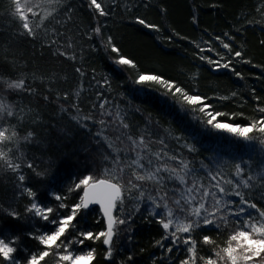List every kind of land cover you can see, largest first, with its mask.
Returning a JSON list of instances; mask_svg holds the SVG:
<instances>
[{"label":"trees","instance_id":"16d2710c","mask_svg":"<svg viewBox=\"0 0 264 264\" xmlns=\"http://www.w3.org/2000/svg\"><path fill=\"white\" fill-rule=\"evenodd\" d=\"M33 2L40 3L34 8L38 15L30 16L35 38L21 34V22L13 15L11 0H0V75L16 79L23 74L26 85L35 89L34 94L2 93L5 102L14 105L17 113L24 109L20 113L24 116L20 124L15 118H6L5 123L17 125L21 137L28 131L36 134L31 144H20L24 153L23 164L31 161L35 171L22 166L19 173L6 171L0 174V239L11 243L14 237H19L12 243L17 248L13 255L19 264H26L31 253L43 250L29 233L54 230L51 223L26 211L33 198L24 193L25 187L37 193L36 202L42 205L56 208L64 203L66 207L58 208L57 212L68 215L83 194L82 190L70 192L69 189L83 175H99L105 166H110L105 164L102 154H117L103 144L98 146L95 141L100 137L96 133L103 131L104 135L112 137L114 147L121 149L119 155L125 165L135 158V153L123 151L129 141L122 137L121 143L115 139L117 133L112 125L103 127L98 123L101 119H112L107 114L109 111L114 114L119 110L134 136L147 126L152 139H163L169 155L178 157L176 160L167 156L162 160L151 157L152 166L142 160L146 167L154 168L162 163L178 167L181 160H186L189 168L196 170L194 176L204 184L209 183V171H219L225 179H239L234 177L236 163L242 164L245 175L249 171L255 174L264 167V151L259 144L264 135L253 132L251 135L258 139L250 143L225 130L213 129L202 119L194 118L200 117L199 112H183L182 105L173 103L171 95L163 96L164 86L155 83L136 85L133 82L137 71L160 75L190 94L207 97L213 111L227 114L219 117V122L247 126L252 120L260 119L264 116L258 111L264 108V0H102L109 12L104 17L89 7L90 0H60L52 4L47 0ZM49 12L52 15L37 29L40 17ZM137 17L158 28L150 29L139 24ZM97 26L101 27L100 36L92 31ZM101 36L104 40L111 36L121 54L132 59L137 69L126 66L118 69L113 62L116 54L105 47ZM224 43L231 46V51L223 47ZM237 51L241 52L240 57L235 56ZM73 56L75 59L70 58ZM200 56L220 65L227 63L229 67H217L216 63L202 60ZM64 93L68 94L67 99ZM101 103L105 104L103 110L99 107ZM73 105L79 109L80 124H86L87 128L71 119L77 115V108ZM86 116H91L92 120L85 121ZM186 144L193 145L195 151H189ZM6 147L14 148V145ZM160 147L158 143L152 144L153 151ZM13 155L18 153L14 151ZM37 171L45 175L37 176ZM131 171V168L125 169V183ZM19 174L25 175L24 182L18 181ZM160 175L165 176L162 191H158L159 186L154 182H139L143 188L133 189V198L125 199L123 212L115 213L126 223L116 226L111 258L106 257L107 246L98 240L75 244L69 251L81 254L94 249L95 258L91 264H180L186 259L188 246L172 244L170 239L163 240L165 230L150 211L153 205L148 196L162 203L165 191L171 200V189L182 187L178 182L167 180V173ZM192 175L188 177L189 184ZM224 186L230 189V186ZM141 190L144 197L136 199ZM241 190L258 208L264 209V186L260 182L254 181L252 188ZM53 193L64 199L55 200ZM225 199H234L239 204L238 197ZM136 207L139 211L134 210ZM13 211L19 214L18 218L9 215ZM156 211L164 210L159 208ZM249 212L255 213V210L249 209ZM73 223L75 228L66 234L68 239L78 236L81 231L98 233L106 228L98 207L82 210ZM231 227L225 228L223 224L219 229L205 226L192 233L197 241L196 264H204L199 257L217 259L215 252L226 246ZM204 235L214 243L203 244ZM157 241H161L163 247ZM168 247L172 248L171 252ZM42 264L66 262H59L53 249V254Z\"/></svg>","mask_w":264,"mask_h":264},{"label":"snow or ice","instance_id":"6c2138e0","mask_svg":"<svg viewBox=\"0 0 264 264\" xmlns=\"http://www.w3.org/2000/svg\"><path fill=\"white\" fill-rule=\"evenodd\" d=\"M11 2L14 5L13 15L14 17H18V20L21 22L23 29L21 34L35 38L36 32L31 26L30 16L35 17L38 15L34 11V8L39 7L40 3H34L33 0H23V3L21 0H11ZM47 2L49 4L59 3L60 0H47ZM89 7L101 17L109 14L103 6L102 0L100 2L98 0H90ZM51 15L52 13L49 12L45 16L40 17V23L36 24V28H41L44 20ZM193 19L195 20V17ZM137 22L150 29L158 28L157 25L146 23L144 19L139 17H137ZM92 31L97 36L101 35L100 26L95 27ZM217 39H220V37H217ZM101 41L107 49H110L111 53L116 54L113 62L118 69H122L124 66L130 69H137V65L132 59L121 54V49L113 43L111 36L107 37L106 40L101 36ZM52 43H55V41ZM223 47L231 51V46L228 43H224ZM61 55H66V53H61ZM235 56L240 57L241 52H235ZM70 58L75 59L74 56ZM200 59H207L209 63H216L217 67H229L227 63L220 65L208 57L200 56ZM76 71L80 72V69H76ZM236 75L239 76L240 73L237 72ZM136 76L137 78L133 81L136 85L155 83L164 86L165 92L162 93L163 96L167 97L171 95L173 103L182 105L181 111L183 112H199L200 117L194 118L202 119L207 126H211L213 129L225 130L250 143L258 139V137L251 135L253 132L264 135V116H261L258 120H252L247 126L219 122L218 118L227 114L213 111L212 105L207 103V97L190 94L184 88L176 86L174 82L163 79L160 75L144 74L137 71ZM140 90L142 89H138V91ZM3 92L16 94L27 92L34 94L35 89L26 85L23 74L16 79H6L0 75V174L6 171L14 174L19 173L22 166L35 171V166L31 161H28L26 165L23 164L24 153L20 150V144L21 142L25 145L31 144L36 134L28 131L26 135L21 137L16 130L17 125L5 123L6 118H15L17 123L20 124L24 120V116L20 115V113L24 112V109L21 108L19 113H17L14 105L5 102V97L2 95ZM232 95L235 96L236 94L233 93ZM64 97L67 99L68 94L64 93ZM228 98L223 97L222 99ZM44 99L47 100L48 97L45 96ZM72 107L77 108L76 105ZM99 107L103 110L105 104L101 103ZM62 110L66 109L62 108ZM28 111L31 112L32 109L29 108ZM258 111L264 113V108H259ZM78 113L79 109L77 108V115L72 116L71 119L80 124ZM107 114L112 119L109 121L101 119L98 123L103 127L112 125L113 131L117 133L115 139L121 140V143H123L122 137L129 141L128 147L123 151L135 153V158L125 165L119 155L121 149L114 147L112 137L104 135L103 131L96 133L95 135L100 137V139L95 141L96 144L98 146L103 144L112 153L117 154H102L103 161L106 165L110 164V166H105L99 175L95 173L83 175L74 184V187L69 189L70 192L82 190L83 194L80 197V201L72 206L71 213L68 215H59L57 212L58 208L66 207L64 203L58 204L56 208L42 205L36 202L37 193L32 188L25 187L23 189L24 193L28 197L33 198L26 211L54 226V230L50 233L28 234L39 242V246H43V250L31 253L26 260V264H42L46 258L53 254V249H55V255L59 262H66V264L87 262V264H91L95 258L94 249L81 254H74L72 251H69L71 246L75 244L83 245L86 240L102 241L103 245L107 246L106 257L111 258L113 255V238L117 235L116 226L126 223L125 219H120L118 215H114V212H123L125 199L133 198L131 196L132 190L143 188V185L139 182H154L159 186L158 191H162L165 187V176L160 175L162 172L167 173V180L178 182L182 187L174 186L171 189L173 192L171 200L167 191L161 197L162 203L158 202L153 196H148L147 199L153 205L150 209L151 214L158 217L157 222L165 230V236L162 239H170L172 244L182 243L188 246L187 252L189 256L181 260L180 264H196L197 262V241L193 239L192 233L205 226H215V228L219 229L221 224L225 228L233 225L234 227H231L226 246L220 251L215 252L217 259L199 257L200 260H203L204 264H264V209L258 208L257 204L246 198L244 191L241 190L242 188H252L254 181H258L261 186H264V167H261L255 174L249 171L245 175V168L241 163H236L234 165V177L239 178L236 180L231 178L225 179L219 171L215 173L209 171L207 172V177L209 178L208 184L201 183L200 179L194 176L196 170L190 169L189 162L186 160H181L178 167H170L167 163H162L154 168L146 167L144 163H141L142 160H146L147 165L152 166L153 160L151 157H155L156 160H162L166 156L169 159L176 160L178 157L169 155V152L166 150L167 145L163 139H152V134L147 131V126L138 135L134 136L130 131L129 124L125 122V117L121 115L119 110L114 114L110 111ZM84 120H92V117L86 116ZM33 123H35V120H33ZM80 126L87 128L86 124H80ZM177 140L179 141V138ZM155 143H158L161 147L153 151L152 144ZM259 144L261 150L264 151V139H260ZM7 145H14V148L6 147ZM185 147L189 151H195L193 145L186 144ZM14 151L18 155L14 156ZM126 168H131L132 171L125 183L123 174ZM35 174L41 177L45 175L44 172L38 171ZM190 174L193 175L189 184L188 177ZM17 179L19 182H24L25 175L19 174ZM224 185L230 186V189H226ZM212 189H216V191H212ZM53 195L57 201L64 199L60 195L54 193ZM232 196L239 198L238 205L234 199H225V197ZM143 197L144 191L141 190L139 198L136 199H142ZM93 204L100 206L103 216L106 218L107 224L105 230L98 233L81 231L78 236L68 239L66 234L70 229L75 228L73 222L76 220L78 214ZM159 208H163L164 211L157 212L156 209ZM249 209L255 210V213L249 212ZM134 210L139 211V207H136ZM9 215L13 218H18L19 216L14 211L9 213ZM57 216L59 217L58 219L56 218ZM50 217L52 218L50 219ZM229 217H233L234 219L230 220ZM128 219H131L130 214ZM18 239L19 237H14L11 243H6L4 239H0V264H19V261L13 255L16 253L17 248L12 246V243ZM156 243L163 247L161 241H157ZM202 243L211 244L214 241L209 236L204 235ZM167 250L171 252L172 248L168 247Z\"/></svg>","mask_w":264,"mask_h":264},{"label":"water","instance_id":"95a60500","mask_svg":"<svg viewBox=\"0 0 264 264\" xmlns=\"http://www.w3.org/2000/svg\"><path fill=\"white\" fill-rule=\"evenodd\" d=\"M94 207H98L100 209V206L98 204H93V205H90L88 209H91V208H94ZM102 215H103V212L102 210L100 209ZM116 212H114V215H115ZM104 218V221H105V224H107V221H106V218L103 216Z\"/></svg>","mask_w":264,"mask_h":264},{"label":"rangeland","instance_id":"374dc122","mask_svg":"<svg viewBox=\"0 0 264 264\" xmlns=\"http://www.w3.org/2000/svg\"><path fill=\"white\" fill-rule=\"evenodd\" d=\"M81 264H87V262H81Z\"/></svg>","mask_w":264,"mask_h":264}]
</instances>
